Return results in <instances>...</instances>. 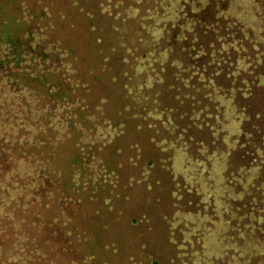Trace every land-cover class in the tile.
Returning a JSON list of instances; mask_svg holds the SVG:
<instances>
[{"label": "trees", "instance_id": "16d2710c", "mask_svg": "<svg viewBox=\"0 0 264 264\" xmlns=\"http://www.w3.org/2000/svg\"><path fill=\"white\" fill-rule=\"evenodd\" d=\"M262 88L264 0H0V264H264Z\"/></svg>", "mask_w": 264, "mask_h": 264}, {"label": "rangeland", "instance_id": "374dc122", "mask_svg": "<svg viewBox=\"0 0 264 264\" xmlns=\"http://www.w3.org/2000/svg\"><path fill=\"white\" fill-rule=\"evenodd\" d=\"M243 22L247 23L248 21ZM249 25L251 26V23H249ZM256 98L259 105L261 103V106L259 107L264 112V88L260 90L256 95ZM251 104H253L252 101ZM16 122L18 123L19 121ZM5 129V126H0V138L3 137V134L5 135ZM15 131V129L11 128V131H8L7 133H13ZM13 145L14 143H11L9 148H12ZM13 158H15V156H13ZM11 162L14 163V161ZM1 163H3L2 160H0V261L3 259L4 261L9 262L16 251L25 247L24 237L18 238V234L23 235V229L29 231L31 239L34 240L40 238L41 246H43V239L47 237V230L38 228L37 225H30L21 219L23 216H30V213L32 216L33 213L39 211L37 199H34L35 205L33 204L32 211L25 212V207H23L29 203L30 199H32V197H30V191L35 185H33V183L28 185L27 180L24 178V174L20 169H17L18 167H14L15 169H10L8 172H5L3 169L1 170ZM16 164V166H19L24 163L18 160ZM56 234L55 238H49L48 247H46L47 244L44 245L45 250H49L50 246H52V252H55L54 256L52 255L53 258L57 256L58 251L61 250L66 243L64 237H62L60 241L57 239ZM56 259H59L62 264L67 262V258L60 255L58 258L56 257Z\"/></svg>", "mask_w": 264, "mask_h": 264}]
</instances>
